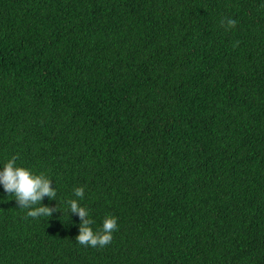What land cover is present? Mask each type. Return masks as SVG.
Returning <instances> with one entry per match:
<instances>
[{"label":"trees","instance_id":"trees-1","mask_svg":"<svg viewBox=\"0 0 264 264\" xmlns=\"http://www.w3.org/2000/svg\"><path fill=\"white\" fill-rule=\"evenodd\" d=\"M12 157L57 211L0 186V264H264V0H0Z\"/></svg>","mask_w":264,"mask_h":264},{"label":"clouds","instance_id":"clouds-1","mask_svg":"<svg viewBox=\"0 0 264 264\" xmlns=\"http://www.w3.org/2000/svg\"><path fill=\"white\" fill-rule=\"evenodd\" d=\"M229 25L235 21L229 20ZM51 178L44 173H34L31 169L18 166L16 157L8 159L0 167V186L5 193L12 194L19 207L27 209V215L31 217L48 216L57 208L42 203L44 197L49 200L56 199V188L52 187ZM74 197L66 201L70 213H75L80 218L79 232L76 236L81 245L96 247L108 244L112 239V232L117 228V220L114 216H106L101 229L94 231L91 227L92 220L88 209L81 204L84 197V188L76 187Z\"/></svg>","mask_w":264,"mask_h":264}]
</instances>
